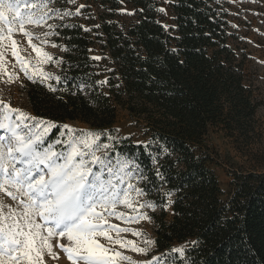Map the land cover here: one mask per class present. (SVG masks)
Wrapping results in <instances>:
<instances>
[{
  "label": "trees",
  "instance_id": "trees-1",
  "mask_svg": "<svg viewBox=\"0 0 264 264\" xmlns=\"http://www.w3.org/2000/svg\"><path fill=\"white\" fill-rule=\"evenodd\" d=\"M96 1V8L91 0L63 2L62 11L86 7L54 24L61 80L26 83L32 116L112 131L123 99L139 101L150 140L122 138L112 150L136 159L142 188L161 205L152 215L156 250L177 264H264V173L236 174L224 199L209 141L216 128L241 126L256 110L244 92L245 64L231 44L225 0H171L170 28L160 0ZM125 4L135 13L129 24L118 17ZM60 131L53 129L50 140ZM180 244L183 255L173 252Z\"/></svg>",
  "mask_w": 264,
  "mask_h": 264
},
{
  "label": "snow or ice",
  "instance_id": "snow-or-ice-1",
  "mask_svg": "<svg viewBox=\"0 0 264 264\" xmlns=\"http://www.w3.org/2000/svg\"><path fill=\"white\" fill-rule=\"evenodd\" d=\"M74 4L75 0H66ZM54 0H0V22L7 25L0 27V46L5 40L11 41L12 56L15 58L24 76L31 82H59L61 76L47 72L42 67L33 68L17 50L18 42L13 39L15 25L19 26L33 51L41 56L40 64L53 61L52 54L32 43L33 38L40 40L39 34L28 31L25 24H43L54 17L79 15L86 5L81 4L75 12L65 8L49 7ZM160 11H165L161 8ZM59 27L48 24L49 29ZM99 27V25H96ZM89 29H85L88 31ZM44 37L59 35L49 31ZM41 43H48L47 39ZM56 47L55 44L52 45ZM66 50V49H65ZM92 59L100 60L96 56ZM62 63V58L56 61ZM182 63V62H181ZM7 77L12 83L18 73L8 72L4 62V52L0 51V79ZM104 84L107 80L98 81ZM51 92L57 89L48 83ZM83 91L84 85L80 86ZM106 95V94H105ZM0 192H5L12 200L18 201L20 211L11 208L0 199V264H45V252L58 259L52 252L53 237H66L70 244H59L72 264H119L120 259L129 260L120 252L111 253L97 240L98 235L113 238L105 226L115 231L134 232L130 228H119L107 223V216H120L129 222L139 217H123L116 211V206L126 204L133 211L138 209L130 202V192L137 195L146 193V189L137 188L133 179L143 180L134 160L125 157L115 161L109 155L111 145L100 143L108 130L95 131L76 129L68 124L57 125L55 121L32 116L20 108H14L10 101L0 98ZM53 129H62L59 137L51 141ZM118 131V130H117ZM115 139L114 137H107ZM56 145H63L56 151ZM101 148L103 155H96ZM134 169H137L134 171ZM159 176L160 173L157 172ZM123 185L124 187H121ZM168 203H172L171 200ZM155 202L144 201L139 209L151 208ZM9 210L4 212V208ZM166 210V209H165ZM143 212L140 216H144ZM140 235L138 232H134ZM121 247L147 253L148 249L137 248L133 241L116 239ZM151 243V241H146ZM182 254L184 249H173ZM170 254L152 257L148 264H167Z\"/></svg>",
  "mask_w": 264,
  "mask_h": 264
},
{
  "label": "rangeland",
  "instance_id": "rangeland-1",
  "mask_svg": "<svg viewBox=\"0 0 264 264\" xmlns=\"http://www.w3.org/2000/svg\"><path fill=\"white\" fill-rule=\"evenodd\" d=\"M86 1L84 0L85 3ZM63 2H66V0H54V3L50 4L49 7L61 9ZM91 2L94 3L96 8L98 1L91 0ZM160 2V9H165L163 12L160 11L162 22L166 28H170L174 26L171 0H160ZM225 6L229 12L230 28L234 33L231 44L245 64L247 88L244 92L246 95L252 96V100L256 104L255 113L247 117L243 125L234 127L232 130L220 126L209 136L210 144L217 159L215 170L223 190V198L228 199L233 189L232 182L236 174L248 172L264 173V0H225ZM98 10L102 9L98 8ZM118 17L122 23H131L135 17L131 5H123L118 11ZM58 20H60L59 17H54L43 24L31 23L24 26L28 31L39 34L41 37L40 40L33 38L32 43L37 44L53 55V61L43 64H40L41 56H38L28 43V37L19 31L18 25L14 26L16 30L13 32V39L18 42L17 50L33 68L42 67L45 71L54 73L59 71L60 64L57 65L56 61L61 48L56 41L55 35L49 37H44L43 35L49 31L55 32V28L49 29L48 24L54 25ZM0 27L6 28L7 25L0 22ZM45 39H47L48 43L42 44L41 41ZM53 44L56 47H53ZM0 51L4 52V62L7 65V71L18 73V78L12 83L7 82L6 76L0 79V98L10 101L12 107L20 108L32 115L25 90L26 83L29 80L24 76L11 54V41L5 40L3 45L0 46ZM123 100L124 102L117 106V117L113 130L108 131L107 136H102L100 143L111 145L108 151L114 161L117 158L121 160L125 157L131 158L138 165V171L143 174L140 165L134 157L112 150L114 143L122 138H131L132 141L141 144H147L150 140L148 118L146 115L140 114L141 103L139 101L131 103L126 98ZM130 106H133V109H130ZM67 124L76 129L95 130L88 123L81 121H69ZM2 134L3 129H0V135ZM107 137H114L115 139H108ZM55 150L59 152L63 149L57 150L55 148ZM104 151L105 149L101 148L96 152V155H103ZM136 170L134 169V171ZM142 181L139 178H135L132 183L137 188H142ZM121 187L124 186L121 185ZM0 199L3 200L5 205L17 211L21 210L18 207V201L12 200L5 192H0ZM129 199L133 206L138 209L137 211H133L126 204L117 205L116 211L125 218L129 216L139 217L138 220L129 222L127 219H121L120 216H107L106 220L110 225H115L119 228H130L134 232L140 233V235H136L134 232H120L117 234L106 225L104 231H107L113 239L109 240L102 235H98L96 238L99 243L109 248L111 253L120 252L122 256L130 257L129 260L120 259L119 264H148L152 257L163 254L157 251L155 247L156 224L152 217L154 213L161 212V205L155 203L154 210L147 207L139 209L138 205L140 203L152 201L146 193L137 195L135 192H130ZM165 208L168 214L171 215V206L166 204ZM8 210L7 207L4 208L5 213ZM141 212L145 215L140 216ZM116 239L133 241L137 248L147 247L148 251L147 253H141L133 250L132 247H121L120 244L115 243ZM146 241H151V243H146ZM50 243L52 244V252L57 254L58 259H53L46 251L44 255L45 264H72V261L67 258V254L59 247V244H70L66 237H53ZM176 248L185 249V245L180 244ZM80 264H84V262L81 261ZM153 264H157V262H153ZM167 264L177 263L168 259Z\"/></svg>",
  "mask_w": 264,
  "mask_h": 264
}]
</instances>
